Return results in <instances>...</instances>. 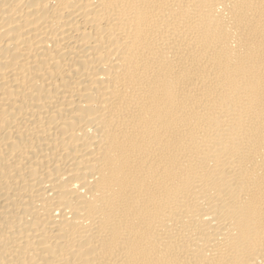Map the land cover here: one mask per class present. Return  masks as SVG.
<instances>
[{
  "label": "bare ground",
  "instance_id": "1",
  "mask_svg": "<svg viewBox=\"0 0 264 264\" xmlns=\"http://www.w3.org/2000/svg\"><path fill=\"white\" fill-rule=\"evenodd\" d=\"M0 264H264V0H0Z\"/></svg>",
  "mask_w": 264,
  "mask_h": 264
}]
</instances>
